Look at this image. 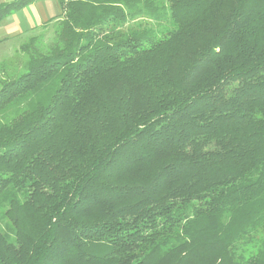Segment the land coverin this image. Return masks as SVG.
I'll use <instances>...</instances> for the list:
<instances>
[{
    "label": "trees",
    "instance_id": "1",
    "mask_svg": "<svg viewBox=\"0 0 264 264\" xmlns=\"http://www.w3.org/2000/svg\"><path fill=\"white\" fill-rule=\"evenodd\" d=\"M57 1L0 69V264H264V0Z\"/></svg>",
    "mask_w": 264,
    "mask_h": 264
},
{
    "label": "rangeland",
    "instance_id": "2",
    "mask_svg": "<svg viewBox=\"0 0 264 264\" xmlns=\"http://www.w3.org/2000/svg\"><path fill=\"white\" fill-rule=\"evenodd\" d=\"M30 7V6H29ZM26 7L24 8L22 11L18 12V13H14L12 15H10L9 17H7L5 19V22H7L6 26L8 27L4 34L7 35L8 32H10L12 34V29L17 28L20 26L19 24V19L20 16L25 14L28 10ZM35 15L31 16V20L33 21ZM63 17V10L60 8V10L57 12L56 16L51 18L50 20H48V22H44L41 24H36V26L34 25L32 27H30V29H26V30H19L21 36L16 35V36H11L9 38H4V39H0V69H3L5 71H10V72H19L20 69V64L17 63H21L23 62V55L20 52V46L21 44H23L29 37L33 36V35H37V36H44L45 40H43L44 42L47 41L48 44V39H46V37H51L53 36V31L58 30L59 25L58 22L59 20ZM171 29L170 24H167L166 26L163 25L161 32H159V35H163V33L167 32L168 30ZM23 31V32H22ZM4 221V225H8V227L10 226L9 221H7L6 219L3 220ZM8 239L9 241H14V235L11 232H8Z\"/></svg>",
    "mask_w": 264,
    "mask_h": 264
},
{
    "label": "crops",
    "instance_id": "3",
    "mask_svg": "<svg viewBox=\"0 0 264 264\" xmlns=\"http://www.w3.org/2000/svg\"><path fill=\"white\" fill-rule=\"evenodd\" d=\"M8 1H13V0H0V2H8ZM26 7L29 8H27L28 10H26L27 12L25 14L20 16L19 19L20 26L18 27V29L14 27V29H12V34L8 32V34L5 35L4 32L8 28L6 26L7 22H5V19L14 13H18L22 11ZM60 8L61 6L57 0H33L29 2L22 8L13 11L11 14L7 15L0 21V39L9 38L11 36H16V35L21 36L19 32L21 30L24 31L26 29H30L31 25L33 27L34 25L36 26V24H41L43 22L45 24V22H48V20L56 16ZM34 15L35 18L33 17L34 20L32 21L31 16Z\"/></svg>",
    "mask_w": 264,
    "mask_h": 264
}]
</instances>
